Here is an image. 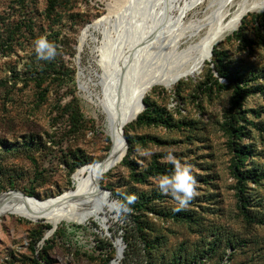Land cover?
<instances>
[{"label": "rangeland", "instance_id": "1", "mask_svg": "<svg viewBox=\"0 0 264 264\" xmlns=\"http://www.w3.org/2000/svg\"><path fill=\"white\" fill-rule=\"evenodd\" d=\"M16 2L0 0V196L43 202L73 190L111 148L103 102L133 104L147 78L162 83L152 84L142 98L169 125L134 130L153 140L136 145L135 175L117 163L100 176L98 217L71 214L54 225L46 217L0 212V264H184L195 255L200 264H264V223L243 220L232 176L235 150H249L242 170L253 169L259 178L246 183L248 209L263 219L264 0H69L52 29L43 20L47 0H25L26 11ZM236 11H242L239 22L210 49L222 50L224 64L246 80L250 93L238 109L232 89L220 86L228 82L208 77L210 49L198 69L163 83L188 67L208 35ZM28 16L32 30L25 28ZM242 18L241 31L233 35ZM40 36L55 45L53 59L66 69L65 77L37 85L31 77L42 60L33 41ZM73 97L85 122L78 132L68 123ZM238 126L244 127L240 136L231 135L229 128ZM145 149L153 152L150 158L140 154ZM169 152L191 166L195 180V195L181 210L191 214L187 219L173 212L175 201L156 189L159 175L148 169L157 161L172 171ZM79 162L85 165L76 168ZM114 192L147 203L117 217ZM134 216L144 220L143 233L154 243L149 258ZM40 230L42 238L32 246ZM124 235L135 240L133 249ZM106 248L112 249L109 257Z\"/></svg>", "mask_w": 264, "mask_h": 264}, {"label": "trees", "instance_id": "2", "mask_svg": "<svg viewBox=\"0 0 264 264\" xmlns=\"http://www.w3.org/2000/svg\"><path fill=\"white\" fill-rule=\"evenodd\" d=\"M18 4V7L23 9L24 11L27 10V5L25 4V0H17L16 2ZM69 0H47L45 9L43 10V20L46 21V25L48 29H52L55 23H57L58 18L61 17V11L60 9H63L66 11V8L68 7ZM29 12H31L29 10ZM27 12V14L29 13ZM27 23L25 24V28H28V30H32V24L33 20L31 17H27ZM244 21L243 18L241 19V24L238 27V30L233 32V35H238V33L241 31V27L243 26ZM43 26V24H42ZM223 51L216 49L214 46L211 50V56L209 62H204V64L208 65L207 68V74L208 77L215 83H219V79H224L228 83L223 85L220 84V86H226L233 91V107L237 108L241 106V100L250 93L248 88L245 87L246 80H243L244 77L240 75H234V72L230 71L229 68L224 64L223 62ZM62 64V60L60 59H52L50 61H42L38 65V70L36 72V76L31 77V80H35L36 84L39 85L43 81H45L47 78L52 77L51 79L57 78H63L65 77V70ZM41 71V72H40ZM216 73V77L214 76ZM68 79L72 80V75L68 74ZM67 76V75H66ZM76 99L73 97L72 100L67 104V107H69L68 111V123L69 127L73 129L74 132L80 131L81 128H83V125L85 124L82 114L79 111L78 103L74 102ZM142 102L144 103L145 107L133 118L132 121L127 123L123 129H124V135L127 140V148L125 151L124 156L121 158V160L118 162V165L125 166L127 168H130L133 175H135V161L131 156L133 155V152L136 148L137 144L140 143H146L148 140H153L152 137H144L142 135H134L133 132L135 129L144 127V126H155L159 123H164L166 125H169L168 120L163 119L161 114H157L153 111V108H151V104L149 102V99L147 97L142 98ZM72 104H76L73 106ZM244 129L243 126H238L237 129L229 128V133L233 136H240L241 130ZM33 140V139H32ZM106 141L110 144L109 138L106 137ZM28 143H30L29 140L25 141L26 147H28ZM236 163L234 165L232 176L236 181V207L239 210V213L242 215L243 220L247 223H264V218L257 219L256 216H252L249 213L248 209V195L246 194V188H247V182L249 181H255V179H258V173L253 169H246L245 171L242 170V163L244 159L248 156L249 150H245L243 148L236 149ZM85 163V162H84ZM84 163H77L75 164V167L78 168L82 165H85ZM91 163V162H87ZM73 167H70V170L73 171ZM149 171H153L154 174L157 175H165L170 174L171 171L166 168L163 165H160L157 161H153L150 164V167L148 168ZM74 172V171H73ZM28 196H33V192L26 193ZM117 199H122V193H115ZM144 200H141L139 202H136L129 207L131 208V213H137V211L142 208L147 202H143ZM182 216V218L187 219L191 214L187 211H181L178 213ZM136 221V228L138 233V238L141 239L142 244L144 246V250L146 253V258H149V252L154 248V243L147 238V236L143 233V230L147 225L145 224L144 220H139L138 216H134ZM42 230L37 232L36 239L33 242L34 246L38 241L42 238ZM123 241L126 244V246H131L132 249L135 245V240H133L132 236H123ZM235 243H240V241H236ZM240 245V244H239ZM108 251L106 253V256H110L112 253L111 248H106ZM42 260H44V256L42 255L40 257ZM200 257L198 255L193 256L190 259H186V262L184 264H200ZM34 264H39L38 260H33ZM226 264V263H223Z\"/></svg>", "mask_w": 264, "mask_h": 264}, {"label": "bare ground", "instance_id": "3", "mask_svg": "<svg viewBox=\"0 0 264 264\" xmlns=\"http://www.w3.org/2000/svg\"><path fill=\"white\" fill-rule=\"evenodd\" d=\"M241 14L242 11H236L226 25L219 27L217 31L208 35L200 52L189 63L188 67L184 69L178 68L170 74L169 80L163 83L173 82L180 75L198 69L212 44L239 22ZM156 82L162 83L160 80L152 77L144 80L136 88L134 103L131 105H128L129 102L127 104L125 101H120V99L105 100L103 102L108 116L107 128L112 139L111 148L106 157L88 169L73 190L65 191L59 196L43 202L23 199L15 194H3L0 196V212L11 211L21 213L31 219L46 217L47 219H51L54 225L63 217L70 216L71 214L79 217L83 215L98 217L101 204L99 203V194L97 192V181L103 173L115 166L123 157L125 144L121 135L122 127L135 118L141 111V99L144 92ZM115 261H117V258H115Z\"/></svg>", "mask_w": 264, "mask_h": 264}, {"label": "clouds", "instance_id": "4", "mask_svg": "<svg viewBox=\"0 0 264 264\" xmlns=\"http://www.w3.org/2000/svg\"><path fill=\"white\" fill-rule=\"evenodd\" d=\"M33 49L38 60L50 61L56 55V48L46 36H40L33 41ZM144 157L150 158L153 152L145 149L140 153ZM167 163L173 166L170 174L160 175L155 183L156 189L175 201L177 207L173 212L183 210L191 202L195 195V180L191 174V166L187 162L181 163L169 152ZM122 199H113L111 207L117 217L131 211L130 205L134 204L137 197L135 194H121Z\"/></svg>", "mask_w": 264, "mask_h": 264}, {"label": "water", "instance_id": "5", "mask_svg": "<svg viewBox=\"0 0 264 264\" xmlns=\"http://www.w3.org/2000/svg\"><path fill=\"white\" fill-rule=\"evenodd\" d=\"M212 50V49H211ZM210 55H211V51H210ZM216 74V73H215ZM144 107V103L142 102V100H141V108H143ZM121 135H122V139H123V141H124V144H125V151H126V148H127V140H126V137H125V135H124V131H123V129L121 130ZM110 137V136H109ZM110 140L112 141V139H111V137H110ZM125 154V153H124ZM124 156V155H123Z\"/></svg>", "mask_w": 264, "mask_h": 264}]
</instances>
